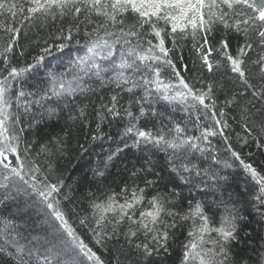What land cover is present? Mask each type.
<instances>
[{
    "label": "snow or ice",
    "instance_id": "snow-or-ice-1",
    "mask_svg": "<svg viewBox=\"0 0 264 264\" xmlns=\"http://www.w3.org/2000/svg\"><path fill=\"white\" fill-rule=\"evenodd\" d=\"M257 154L264 0H0V264H264Z\"/></svg>",
    "mask_w": 264,
    "mask_h": 264
},
{
    "label": "trees",
    "instance_id": "trees-1",
    "mask_svg": "<svg viewBox=\"0 0 264 264\" xmlns=\"http://www.w3.org/2000/svg\"><path fill=\"white\" fill-rule=\"evenodd\" d=\"M193 59H195V57L190 56L188 50L185 49V63H189L191 65V60ZM37 75L42 79L44 75L43 70H41ZM56 130L58 131L59 129L57 128ZM50 131H52L51 128H45L44 130H42L41 134L46 135ZM105 131H108V129H105ZM77 136L79 137V133H77ZM97 144H103L104 149H108L110 147V142L107 140L98 141ZM100 151H101L100 147L93 145V147L89 150L88 153L80 156H75V158L72 159L71 163H68V161L66 160H60L58 161V164L60 165V170L63 171L66 176H70V177L83 176L86 172L89 171V169H91L95 165L96 155ZM256 159L259 161H264V156H260L259 154H257ZM68 182L71 183V180H69ZM86 190H87V185H85L76 193V198L72 202L74 205H76L77 212H82L87 210V202L83 199V195H82L83 192ZM245 215L248 216V223L245 225V230L251 232V236L243 237V240L245 242L238 247L246 255H252L253 254L251 251L252 248H257V249L260 248V237L264 236V232L261 231L260 225L256 223L258 217H255L254 213L249 215V212H245ZM249 240H251L250 245L247 243V241ZM104 258L106 260L111 259V255L110 254L105 255Z\"/></svg>",
    "mask_w": 264,
    "mask_h": 264
}]
</instances>
